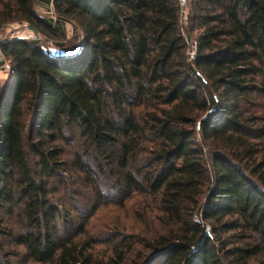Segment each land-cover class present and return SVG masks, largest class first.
<instances>
[{
	"label": "trees",
	"instance_id": "1",
	"mask_svg": "<svg viewBox=\"0 0 264 264\" xmlns=\"http://www.w3.org/2000/svg\"><path fill=\"white\" fill-rule=\"evenodd\" d=\"M11 23L79 51L0 45V264H264V0H0Z\"/></svg>",
	"mask_w": 264,
	"mask_h": 264
},
{
	"label": "rangeland",
	"instance_id": "2",
	"mask_svg": "<svg viewBox=\"0 0 264 264\" xmlns=\"http://www.w3.org/2000/svg\"><path fill=\"white\" fill-rule=\"evenodd\" d=\"M35 9L37 11V13L42 16L45 17L47 15H49V11H45L39 7L35 6ZM28 28V24L27 23H11V24H7L6 26H4L3 28L0 29V43L2 44L5 41H10V40H17V37L21 36V32L25 31L24 29ZM25 37H31L28 38L29 40H34V35H27L24 34ZM40 36V40L38 41L40 44H42L44 51L46 52V54L48 56H52V57H58V52L61 50L63 52H66L65 50H72V52H77L79 51V46L77 47V44L79 43V41L76 40V33L73 32L72 27L69 25H66L65 28V38L64 40L60 39L59 37L57 38H48L46 37L44 34L39 33ZM58 43H61L62 45H64L63 48L60 49L59 46H57ZM8 62L7 61H2L0 62V85L5 84V82L8 79ZM52 186H54V184L52 183ZM60 190L63 189V187L59 188ZM101 219H103L101 217ZM99 225L98 223H96V228H98Z\"/></svg>",
	"mask_w": 264,
	"mask_h": 264
},
{
	"label": "built area",
	"instance_id": "3",
	"mask_svg": "<svg viewBox=\"0 0 264 264\" xmlns=\"http://www.w3.org/2000/svg\"><path fill=\"white\" fill-rule=\"evenodd\" d=\"M49 16L51 17V19L53 20V22L56 21V14H55L54 10L52 9V7L50 8ZM24 30L25 31L21 32V36L20 37H17V40L27 41V40H29L28 38H31L29 35H32V36L34 35L33 38H34L35 41H39L41 39L40 36H39V33L33 32L29 28V26H28V28H26ZM24 34H27L29 37H25ZM0 45H1V43H0ZM194 54H195V46L192 45L190 51L188 52V55L190 56V58H193ZM0 59H2V61H4V58H3V56H2L1 53H0Z\"/></svg>",
	"mask_w": 264,
	"mask_h": 264
},
{
	"label": "water",
	"instance_id": "4",
	"mask_svg": "<svg viewBox=\"0 0 264 264\" xmlns=\"http://www.w3.org/2000/svg\"><path fill=\"white\" fill-rule=\"evenodd\" d=\"M29 28L33 31V32H36L31 26H29ZM75 53V52H73ZM61 56L64 57L65 56V53H61ZM2 61V59H0V62ZM210 229L209 227L206 228V231H205V234L207 235L209 233Z\"/></svg>",
	"mask_w": 264,
	"mask_h": 264
},
{
	"label": "crops",
	"instance_id": "5",
	"mask_svg": "<svg viewBox=\"0 0 264 264\" xmlns=\"http://www.w3.org/2000/svg\"><path fill=\"white\" fill-rule=\"evenodd\" d=\"M69 26V25H68Z\"/></svg>",
	"mask_w": 264,
	"mask_h": 264
}]
</instances>
